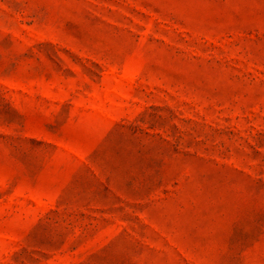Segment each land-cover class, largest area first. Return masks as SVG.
Segmentation results:
<instances>
[{
	"label": "rangeland",
	"instance_id": "rangeland-1",
	"mask_svg": "<svg viewBox=\"0 0 264 264\" xmlns=\"http://www.w3.org/2000/svg\"><path fill=\"white\" fill-rule=\"evenodd\" d=\"M0 264H264V0H0Z\"/></svg>",
	"mask_w": 264,
	"mask_h": 264
}]
</instances>
